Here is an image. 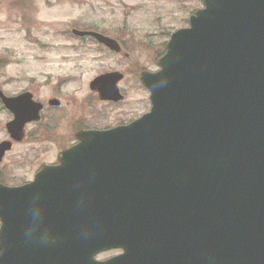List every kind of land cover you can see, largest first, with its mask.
<instances>
[{
	"label": "water",
	"instance_id": "1",
	"mask_svg": "<svg viewBox=\"0 0 264 264\" xmlns=\"http://www.w3.org/2000/svg\"><path fill=\"white\" fill-rule=\"evenodd\" d=\"M201 1L149 114L0 187V264H264V0Z\"/></svg>",
	"mask_w": 264,
	"mask_h": 264
},
{
	"label": "flooded vegetation",
	"instance_id": "2",
	"mask_svg": "<svg viewBox=\"0 0 264 264\" xmlns=\"http://www.w3.org/2000/svg\"><path fill=\"white\" fill-rule=\"evenodd\" d=\"M81 4V1L78 2ZM124 4V3H121ZM34 5L33 0H0V11L4 9L5 14L10 20H14L15 13L22 10L28 13ZM93 5H89L92 7ZM111 3H105V7H111ZM1 15V14H0ZM17 16V15H16ZM106 19V21H104ZM80 22H72L67 27H59L56 36L61 40L71 41L69 47H79L82 50L114 58L121 62L117 70L100 71L86 82L85 93L79 91V98L65 96V89L69 85L76 84L75 77L59 79L54 85L50 86V77L45 76L42 82L24 80L22 86L14 91H7L4 88L11 82L2 79L1 74L15 61L12 52L4 51L0 54V116H4L3 125L0 124L2 139L0 144L7 143L8 149L0 157V186L14 188L30 182L34 175L46 165H56L57 156L65 150L73 147L78 142L76 136L88 131H107L113 128L128 125L146 113L147 91L140 81V76L146 72L154 73L142 64L138 58L130 53L132 41L137 35H127V23L122 20L119 27H112L110 18H98L99 22L85 23L80 17ZM81 32V33H75ZM25 33L28 34L27 29ZM143 37V36H142ZM145 38V37H143ZM134 42V41H133ZM146 38L143 41L145 49ZM45 56V41L42 44ZM150 47V46H149ZM162 51L156 53L152 62L154 66ZM151 47L148 50L150 53ZM12 61V62H11ZM17 64V62H16ZM113 74L114 81L107 83L112 86L114 95L108 99H102L97 90L91 89L90 85L99 77ZM7 82V83H6ZM62 88V90H61ZM43 97H40V94ZM3 97L14 99L16 102L11 108H7L3 103ZM137 106V112L132 109ZM73 107L71 112L69 108ZM35 109H38V120L36 122L25 123L21 129L20 139H11L7 133L6 126L19 115L22 118L31 116ZM23 147L25 149L23 150ZM27 162L26 168L30 175L29 179L23 183L11 186L2 180L4 170V159L9 153L19 152ZM20 154L14 155L16 157ZM51 160H45V157Z\"/></svg>",
	"mask_w": 264,
	"mask_h": 264
},
{
	"label": "rangeland",
	"instance_id": "3",
	"mask_svg": "<svg viewBox=\"0 0 264 264\" xmlns=\"http://www.w3.org/2000/svg\"><path fill=\"white\" fill-rule=\"evenodd\" d=\"M34 5L28 13L18 10L14 20H10L0 11V54L12 52L15 61L1 74L2 79L11 82L4 88L14 91L22 86L24 80L42 82L44 74L50 77V86L59 79L75 77L76 84L65 89V96L79 98V91H84L85 85L100 71L117 70L120 61L99 54L88 53L79 47H69L71 41L61 40L56 36L58 28L67 27L72 22H99L98 18H110L112 27H119L122 20L127 23V31L137 35L130 47L132 56L151 70L155 69L153 58L162 51L168 35L186 27L188 16L201 8L200 0H33ZM81 1L79 5L78 2ZM111 3V7H105ZM124 3V4H121ZM93 5L89 7V5ZM106 21V19H104ZM81 23V22H80ZM79 25H82L79 24ZM27 29L28 34L25 33ZM127 35L129 36V34ZM147 41L143 47V41ZM45 41V56L42 44ZM152 48L150 53L148 50ZM17 62V64H16ZM7 83V82H6ZM79 88V91L74 92ZM62 90V88H61ZM43 97V94H40ZM146 103V109H147ZM73 111V107L69 108ZM134 106L133 112L138 111ZM5 118L0 116V124ZM0 139H2L0 129ZM25 147H23V150ZM19 152L9 153L4 159L5 165L2 180L7 185L16 186L29 179L27 162ZM20 154L15 157L14 155ZM45 160H51L48 156ZM118 252H107L97 256L103 260L117 255Z\"/></svg>",
	"mask_w": 264,
	"mask_h": 264
}]
</instances>
